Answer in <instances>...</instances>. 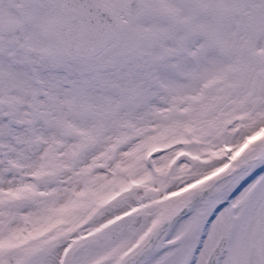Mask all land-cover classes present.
Wrapping results in <instances>:
<instances>
[{
    "label": "snow or ice",
    "instance_id": "1",
    "mask_svg": "<svg viewBox=\"0 0 264 264\" xmlns=\"http://www.w3.org/2000/svg\"><path fill=\"white\" fill-rule=\"evenodd\" d=\"M0 264H264V0H0Z\"/></svg>",
    "mask_w": 264,
    "mask_h": 264
}]
</instances>
